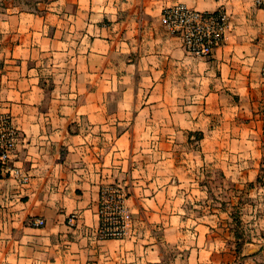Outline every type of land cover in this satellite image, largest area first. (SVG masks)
<instances>
[{"label":"crops","instance_id":"0c3cea01","mask_svg":"<svg viewBox=\"0 0 264 264\" xmlns=\"http://www.w3.org/2000/svg\"><path fill=\"white\" fill-rule=\"evenodd\" d=\"M176 4L227 12L211 56L164 25ZM263 67L256 0H0V116L29 176H0V264H264ZM111 187L132 218L102 238Z\"/></svg>","mask_w":264,"mask_h":264},{"label":"built area","instance_id":"2783aa9c","mask_svg":"<svg viewBox=\"0 0 264 264\" xmlns=\"http://www.w3.org/2000/svg\"><path fill=\"white\" fill-rule=\"evenodd\" d=\"M264 8V0H256ZM164 25L182 38L187 52L195 56L209 57L214 49L222 44L228 30V14L223 9L202 11L176 4L167 7L162 14ZM264 78V67L262 70ZM17 134L6 116H0V176L3 173L14 175L22 182H28L29 176L18 167L9 165L14 150ZM100 215L103 224L99 235L102 238L124 237L131 222L130 212L123 206L122 195L115 188H108L102 193ZM42 219L35 221L43 225Z\"/></svg>","mask_w":264,"mask_h":264},{"label":"rangeland","instance_id":"374dc122","mask_svg":"<svg viewBox=\"0 0 264 264\" xmlns=\"http://www.w3.org/2000/svg\"><path fill=\"white\" fill-rule=\"evenodd\" d=\"M7 1V0H6ZM10 2L13 3H32V0H9ZM31 7V6H30ZM131 223V222H130Z\"/></svg>","mask_w":264,"mask_h":264},{"label":"trees","instance_id":"16d2710c","mask_svg":"<svg viewBox=\"0 0 264 264\" xmlns=\"http://www.w3.org/2000/svg\"><path fill=\"white\" fill-rule=\"evenodd\" d=\"M103 216H101V220H100V226H102V224H103Z\"/></svg>","mask_w":264,"mask_h":264}]
</instances>
